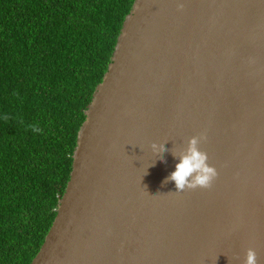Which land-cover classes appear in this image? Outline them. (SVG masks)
Here are the masks:
<instances>
[{
  "label": "water",
  "instance_id": "95a60500",
  "mask_svg": "<svg viewBox=\"0 0 264 264\" xmlns=\"http://www.w3.org/2000/svg\"><path fill=\"white\" fill-rule=\"evenodd\" d=\"M84 114L29 264H243L249 247L264 264V0H134ZM200 133L217 176L177 192L172 153Z\"/></svg>",
  "mask_w": 264,
  "mask_h": 264
},
{
  "label": "trees",
  "instance_id": "16d2710c",
  "mask_svg": "<svg viewBox=\"0 0 264 264\" xmlns=\"http://www.w3.org/2000/svg\"><path fill=\"white\" fill-rule=\"evenodd\" d=\"M134 0H0V264H29Z\"/></svg>",
  "mask_w": 264,
  "mask_h": 264
},
{
  "label": "clouds",
  "instance_id": "9594fccd",
  "mask_svg": "<svg viewBox=\"0 0 264 264\" xmlns=\"http://www.w3.org/2000/svg\"><path fill=\"white\" fill-rule=\"evenodd\" d=\"M204 139H206L204 133L192 136L188 139L185 150L172 153L176 159L175 167L165 178L164 183L174 182L177 192L185 189L209 188L217 176L215 167L207 162V153L198 147ZM151 147L154 152L165 151L163 143L152 142ZM243 264H258L257 253L253 248L249 247L245 250Z\"/></svg>",
  "mask_w": 264,
  "mask_h": 264
}]
</instances>
